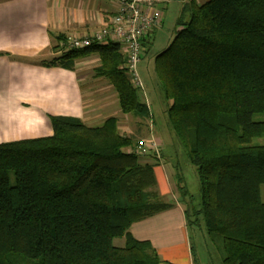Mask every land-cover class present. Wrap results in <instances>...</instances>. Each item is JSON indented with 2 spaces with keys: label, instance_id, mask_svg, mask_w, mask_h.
Segmentation results:
<instances>
[{
  "label": "trees",
  "instance_id": "16d2710c",
  "mask_svg": "<svg viewBox=\"0 0 264 264\" xmlns=\"http://www.w3.org/2000/svg\"><path fill=\"white\" fill-rule=\"evenodd\" d=\"M180 15L156 57L169 124L200 177L223 263L264 264V120H254L264 115V0L190 1ZM56 41L59 55L40 65L73 70L97 55L95 78L110 82L140 131H120L115 117L95 128L58 115L52 136L0 143V264H170L130 231L174 206L158 191L161 158L137 151L152 119L138 92L145 83L135 86L120 43L69 50Z\"/></svg>",
  "mask_w": 264,
  "mask_h": 264
},
{
  "label": "crops",
  "instance_id": "0c3cea01",
  "mask_svg": "<svg viewBox=\"0 0 264 264\" xmlns=\"http://www.w3.org/2000/svg\"><path fill=\"white\" fill-rule=\"evenodd\" d=\"M171 1L164 0L163 3ZM190 1L198 4L202 1L203 4L209 0L181 2L186 6ZM104 2L105 0H0V143L52 136L53 125L50 118L58 115L78 118L95 128L102 126L108 118L115 117L120 119V131L128 135L139 133L135 119L128 127L130 119L122 114L118 97L111 94L114 88L110 82L95 78V68L100 64V57L93 55L80 59L73 70L40 65L43 59L59 55L52 51L57 43V36L67 38L70 35H92L104 28L113 15L110 10L113 0L106 2V5ZM113 5L115 6L114 3ZM151 34L146 38L149 42ZM149 105L150 108L153 107ZM111 109L116 110L112 112ZM151 117L153 123L148 122L143 128L142 138H145L146 128L151 129L155 123L156 117L153 114ZM159 149L162 159L156 168V179L158 191L166 199L167 196H174L172 188L175 185L174 179H178L177 170L174 162L164 161L165 151L161 142ZM163 218L175 223L174 226L183 231L185 261L186 264H193V254L189 253L185 237L187 215L179 203L161 214L138 222L130 231L137 240L151 242L159 253L155 220ZM124 245L123 241L120 246ZM167 255L164 261L176 264L172 255Z\"/></svg>",
  "mask_w": 264,
  "mask_h": 264
},
{
  "label": "rangeland",
  "instance_id": "374dc122",
  "mask_svg": "<svg viewBox=\"0 0 264 264\" xmlns=\"http://www.w3.org/2000/svg\"><path fill=\"white\" fill-rule=\"evenodd\" d=\"M181 1L183 0H172L169 3L160 4V10L163 13L162 22L152 32L150 42L142 47V60L138 65V72L146 89L138 92L142 102H147L153 106L151 111L156 118L152 128H146L145 138L141 137V139L146 142L154 139L159 146L161 142L165 151L164 161L175 163L178 179L173 181L175 184L172 188L174 196H167L165 201L172 204L179 203L187 212L188 225L186 226L185 237L189 245V253L193 254V264H224V239L218 234H210L205 226L204 215L202 214L200 177H198L196 167L190 161L182 142L176 137L169 124L168 110L172 103L165 99L162 84L156 72V57L170 47L181 29L177 25L180 17L179 11L185 6L184 2ZM106 2L109 0H105L104 5ZM113 3L114 1L110 4V10L114 14L117 6H114ZM199 3L202 5V1ZM185 18L186 21H189L191 14H186ZM111 94L117 97L114 90ZM114 110L116 109L110 111L114 112ZM101 114L107 116V114ZM125 118L130 119L128 123V127H130L129 124L134 118L131 116H125ZM254 120H264V115L255 116ZM150 123H153V120ZM260 187L261 199L264 202V183ZM155 222V229L157 230L155 237L158 242L159 254L161 257L163 256L162 259L164 260L168 256L167 254H171L176 264H186L183 253V231L178 226L175 227V223L166 218L157 219ZM165 242L168 243L163 248ZM121 243H123L121 239L114 241L117 246H120Z\"/></svg>",
  "mask_w": 264,
  "mask_h": 264
},
{
  "label": "built area",
  "instance_id": "2783aa9c",
  "mask_svg": "<svg viewBox=\"0 0 264 264\" xmlns=\"http://www.w3.org/2000/svg\"><path fill=\"white\" fill-rule=\"evenodd\" d=\"M117 9L99 32L86 36L70 35L62 44L69 50H80L92 47L93 44L120 43L128 56V68L136 87L144 90L143 81L139 77L138 65L142 60L143 40L160 26L162 0H113ZM154 139L140 141L137 151L148 156L153 152L160 159L162 154Z\"/></svg>",
  "mask_w": 264,
  "mask_h": 264
}]
</instances>
